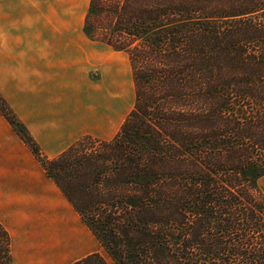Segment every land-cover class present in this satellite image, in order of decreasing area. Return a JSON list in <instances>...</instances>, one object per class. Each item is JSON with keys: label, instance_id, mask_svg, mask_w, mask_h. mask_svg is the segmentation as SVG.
I'll use <instances>...</instances> for the list:
<instances>
[{"label": "trees", "instance_id": "obj_1", "mask_svg": "<svg viewBox=\"0 0 264 264\" xmlns=\"http://www.w3.org/2000/svg\"><path fill=\"white\" fill-rule=\"evenodd\" d=\"M106 9L99 41L128 55L135 88L113 139L49 159L1 94L0 112L113 264H264V0ZM0 264H13L1 223Z\"/></svg>", "mask_w": 264, "mask_h": 264}, {"label": "crops", "instance_id": "obj_2", "mask_svg": "<svg viewBox=\"0 0 264 264\" xmlns=\"http://www.w3.org/2000/svg\"><path fill=\"white\" fill-rule=\"evenodd\" d=\"M91 2L0 0V94L49 159L86 136L113 139L126 120L110 138L95 132L110 125L95 124L91 104L88 71L105 68L104 60L95 63L96 46L122 52L89 33ZM0 223L11 237L13 264H75L102 255L1 112Z\"/></svg>", "mask_w": 264, "mask_h": 264}, {"label": "rangeland", "instance_id": "obj_3", "mask_svg": "<svg viewBox=\"0 0 264 264\" xmlns=\"http://www.w3.org/2000/svg\"><path fill=\"white\" fill-rule=\"evenodd\" d=\"M97 2L101 11L90 17L88 30L91 36L99 40L107 32L108 19L105 11L107 10L106 7L113 4V0H99ZM103 60L105 61L104 69L96 66L88 72L93 84L90 92L94 95L91 104L96 110L95 124L98 125L100 124L99 120H103L107 126L108 121L110 122L106 131L95 132L100 137L110 138L118 131L133 109L135 89L132 69L126 53H114V51H109L104 47L96 46L95 63ZM259 187L264 194V178L259 182ZM102 249V255L107 263L113 264Z\"/></svg>", "mask_w": 264, "mask_h": 264}]
</instances>
